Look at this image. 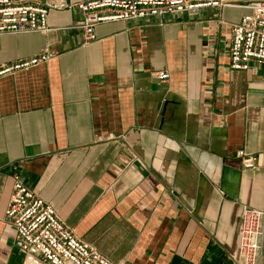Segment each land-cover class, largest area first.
Returning <instances> with one entry per match:
<instances>
[{
    "label": "crops",
    "instance_id": "1",
    "mask_svg": "<svg viewBox=\"0 0 264 264\" xmlns=\"http://www.w3.org/2000/svg\"><path fill=\"white\" fill-rule=\"evenodd\" d=\"M221 1L102 23L87 45L76 8L0 36V66L57 54L0 78V264L24 260L3 221L14 177L114 264L231 262L241 212L264 210V66L229 68L230 27L261 0Z\"/></svg>",
    "mask_w": 264,
    "mask_h": 264
},
{
    "label": "built area",
    "instance_id": "2",
    "mask_svg": "<svg viewBox=\"0 0 264 264\" xmlns=\"http://www.w3.org/2000/svg\"><path fill=\"white\" fill-rule=\"evenodd\" d=\"M228 6L221 0H42L36 4L0 0V36L47 32L49 11L76 8L81 15L78 29L85 45L96 41L95 29L110 21H132L166 15H195L203 9ZM249 11L240 23L230 27L229 68L247 71L251 63L264 66V0L242 6ZM54 51L18 63L0 66V78L25 71L55 59ZM166 81L165 72L157 75ZM242 169L256 168L257 157L244 151L236 154ZM4 223L14 231V246L23 255V264H114L89 244L74 236L59 219L55 209L14 177ZM264 236V210L244 209L240 216L238 245L228 264H260Z\"/></svg>",
    "mask_w": 264,
    "mask_h": 264
}]
</instances>
